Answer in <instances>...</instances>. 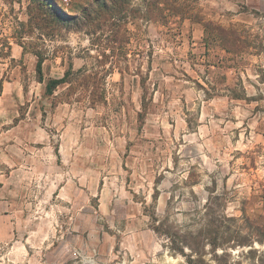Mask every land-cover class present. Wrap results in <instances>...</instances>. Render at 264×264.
<instances>
[{
    "label": "rangeland",
    "instance_id": "rangeland-1",
    "mask_svg": "<svg viewBox=\"0 0 264 264\" xmlns=\"http://www.w3.org/2000/svg\"><path fill=\"white\" fill-rule=\"evenodd\" d=\"M61 1L0 0V264L25 246L186 264L209 217L245 243V218L264 222V0ZM219 242L229 263L263 257Z\"/></svg>",
    "mask_w": 264,
    "mask_h": 264
},
{
    "label": "trees",
    "instance_id": "trees-1",
    "mask_svg": "<svg viewBox=\"0 0 264 264\" xmlns=\"http://www.w3.org/2000/svg\"><path fill=\"white\" fill-rule=\"evenodd\" d=\"M56 4L60 5L62 8L65 5L61 0H53ZM66 7L68 5L66 4ZM53 11L56 15L60 17H65L69 19V16L61 12L56 5H54ZM41 63L42 59H38L36 64V71L38 74V81L42 82L43 77L41 73ZM69 72H65L64 77L53 79L49 78L45 83V93L51 94L54 87L62 82L65 81V78ZM1 87V86H0ZM204 209L208 211V213L211 211L210 201L209 198L206 200V205L204 206ZM206 213V215L208 214ZM245 223L248 229H250V233L247 235L245 239V243L243 241H240L238 238V235H228L226 237H219V231L222 227L221 224L214 223V220L210 217L206 219L205 222V229L202 232L201 238L197 239H187L185 236L182 237V249L178 250L179 253H182V256L185 258L186 264H207L205 260L203 259L204 256V247L208 246L211 250V255L214 257L216 264H241L240 262H233L229 263V261L226 259L227 254L222 252L221 255L216 254V250L218 247L222 248V243L219 242V240H223V242H228L230 240H236V243L239 245H248L251 248L253 247L254 242L262 243L264 242V222L259 225H254L251 223V221L248 218H245ZM193 240V241H192ZM242 242V243H239ZM244 243V244H243ZM201 245V251L199 250V246ZM188 248L190 250V253H185L184 249ZM225 248H222L224 251ZM248 252H259L257 249H250ZM260 255H263V257L258 256L257 257V264H264V251L260 252Z\"/></svg>",
    "mask_w": 264,
    "mask_h": 264
},
{
    "label": "crops",
    "instance_id": "crops-1",
    "mask_svg": "<svg viewBox=\"0 0 264 264\" xmlns=\"http://www.w3.org/2000/svg\"><path fill=\"white\" fill-rule=\"evenodd\" d=\"M64 105H66V107L68 106V110L71 108L70 103H66V102H62L58 105L55 106V110L56 112H58V114L62 111L65 110L66 107H64ZM68 112V111H67ZM66 136H63L62 133V138L64 139ZM133 203V205H132ZM132 203L127 202V204H125L127 206V208H130L131 206H135L136 204H138V201H133ZM130 221H141L140 217H131L129 219ZM127 218V221H129ZM146 230L150 231L151 230L149 228H146ZM145 236L147 240L151 241V233H146L145 230L141 229L139 232H132L130 234H126L125 236H121V239L119 241V244L122 248V253L125 254V258L126 260L129 259L130 256L135 257V253L138 251V244L137 241L140 240L139 236ZM154 245V244H153ZM88 247V244L86 246V248ZM53 252H56V249H49L46 250L45 254H52ZM25 253L26 256H24L23 258V262L20 264H88L87 263V257H92L95 255L94 253H92V251H90V249L88 248V250L86 251L85 249H82L81 253L79 251V249L77 247H72L70 249L64 248V249H59L58 253L56 252L55 254V259L48 261L47 259L43 258V257H38L37 252L34 250V253L30 252L27 247L25 246ZM104 253H106V255H99L98 254V259L101 260V263L99 264H122L120 262L121 259L117 260V251H112L110 252L108 249L104 251ZM121 253V251H120ZM59 254V255H58ZM85 256V257H84ZM80 257V259H79ZM95 257V256H94ZM96 258V257H95ZM130 262V261H128ZM126 264H133V261H131L130 263H126Z\"/></svg>",
    "mask_w": 264,
    "mask_h": 264
}]
</instances>
